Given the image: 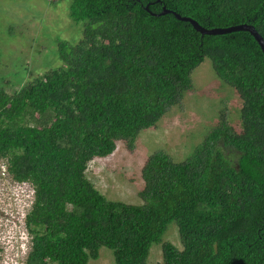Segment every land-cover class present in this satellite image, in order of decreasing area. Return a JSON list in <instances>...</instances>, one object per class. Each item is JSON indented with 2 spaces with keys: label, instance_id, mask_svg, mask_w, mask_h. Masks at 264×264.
Masks as SVG:
<instances>
[{
  "label": "trees",
  "instance_id": "obj_1",
  "mask_svg": "<svg viewBox=\"0 0 264 264\" xmlns=\"http://www.w3.org/2000/svg\"><path fill=\"white\" fill-rule=\"evenodd\" d=\"M147 8V9H146ZM241 24L264 40V0H70L77 42L57 40L60 66L12 94L0 88V160L34 201L24 264H88L102 247L115 264H264V55L248 32L208 36ZM205 59L241 101L240 131L219 123L182 162L161 151L141 170L142 205L108 200L88 164L116 142L132 150L192 89ZM175 223L182 249L162 242Z\"/></svg>",
  "mask_w": 264,
  "mask_h": 264
},
{
  "label": "rangeland",
  "instance_id": "obj_2",
  "mask_svg": "<svg viewBox=\"0 0 264 264\" xmlns=\"http://www.w3.org/2000/svg\"><path fill=\"white\" fill-rule=\"evenodd\" d=\"M69 8L70 0H0V88L12 94L60 66L57 40L74 43L82 36V25L70 19ZM191 79L192 89L155 126L139 133L132 150L118 141L110 156L88 164L87 178L108 200L142 205L138 193L144 187L141 170L147 158L161 151L174 162H182L218 125L221 114L240 131L238 94L216 77L209 59L192 72ZM1 175L0 264H17L15 254L19 255L18 264H24L31 241L21 216L31 207L33 189L11 178L5 182L9 185L1 187ZM162 242L182 249L175 223L168 226ZM26 248L27 252L20 255ZM99 255L88 264H115L111 250L102 247ZM147 264H162L159 245L151 246Z\"/></svg>",
  "mask_w": 264,
  "mask_h": 264
},
{
  "label": "water",
  "instance_id": "obj_3",
  "mask_svg": "<svg viewBox=\"0 0 264 264\" xmlns=\"http://www.w3.org/2000/svg\"><path fill=\"white\" fill-rule=\"evenodd\" d=\"M147 9V8H146ZM164 10L156 15V16H163L166 14H171L173 15L176 20L180 22H185L188 23L192 26V28L199 34L201 35H208V36H217V35H224L232 32H248L257 42L258 46L260 47V50L262 54L264 55V40L263 38L256 32L253 26L247 25V24H241L237 26H231L228 28H214V29H206L199 25L195 20L188 18V17H182L179 14L173 12V11H168Z\"/></svg>",
  "mask_w": 264,
  "mask_h": 264
},
{
  "label": "clouds",
  "instance_id": "obj_4",
  "mask_svg": "<svg viewBox=\"0 0 264 264\" xmlns=\"http://www.w3.org/2000/svg\"><path fill=\"white\" fill-rule=\"evenodd\" d=\"M96 159V158H95ZM94 160V159H93ZM92 160V161H93ZM2 162V163H1ZM0 167H3V169L1 170V178L3 179V183L1 184V187H3V186H5V185H9V183H5V182H7V180H8V178H11V176L8 174V172H7V168H6V164H5V160L3 161V160H0ZM11 180H12V178H11ZM13 181V180H12ZM14 182V181H13ZM16 183H18V182H16ZM31 197V199H32V201H31V206H32V204H33V201H34V191H32V193L30 194V196H29V198ZM31 208V207H30ZM30 210V209H29ZM29 210L27 211V212H25L21 217H24V227H25V218H26V215H27V213L29 212ZM25 230H26V232H27V234H28V231H27V229H26V227H25ZM29 237H30V241H31V243H30V249H31V247H32V242H33V237L29 234ZM27 252V248L23 251V252H21L20 253V255H24L25 253ZM15 260H16V262H17V264H18V262H19V255H17V254H15ZM12 262L13 261H8V264H12Z\"/></svg>",
  "mask_w": 264,
  "mask_h": 264
}]
</instances>
